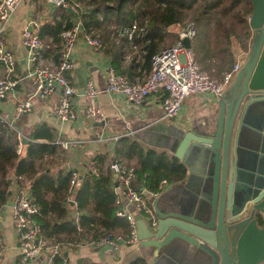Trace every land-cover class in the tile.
I'll list each match as a JSON object with an SVG mask.
<instances>
[{
	"label": "trees",
	"instance_id": "16d2710c",
	"mask_svg": "<svg viewBox=\"0 0 264 264\" xmlns=\"http://www.w3.org/2000/svg\"><path fill=\"white\" fill-rule=\"evenodd\" d=\"M251 9L250 0H70L68 6H56L37 34L43 42L42 57L58 63L62 33L79 22L81 34L98 33V49L109 57L110 66L134 81L150 70L153 54L178 39L177 31L169 26L190 20L195 27L191 39L195 59L202 70L220 79L234 63L233 41L244 47L248 44ZM133 26L129 35L127 29ZM20 140L24 141L18 150ZM68 157V148L46 123L36 124L29 136L21 138L0 116V207L28 187L39 207L33 216L39 234L48 246H58L53 264H69L67 251L78 244L106 235H130L126 217L116 213L119 193L110 167L113 160L133 166L130 184L144 193H156L162 179L179 181L187 172L178 157L144 147L127 135L116 140L113 156L104 151L92 157L97 174L66 165ZM74 172L75 188L70 183Z\"/></svg>",
	"mask_w": 264,
	"mask_h": 264
},
{
	"label": "crops",
	"instance_id": "0c3cea01",
	"mask_svg": "<svg viewBox=\"0 0 264 264\" xmlns=\"http://www.w3.org/2000/svg\"><path fill=\"white\" fill-rule=\"evenodd\" d=\"M56 6L47 0H20L7 22L5 41L17 59L16 71L21 79L16 92L0 98V116L18 132L21 138L29 136L36 124L46 123L54 129L58 140H68L69 157L65 164L83 172L92 157L107 151L114 155L116 140L130 136L144 147L164 150L178 157L186 165L183 179L168 182L156 192L145 193L154 213L178 212L188 216H201L204 207L210 206L213 188L211 152L205 145L195 144L179 151L183 137L188 133L207 137L216 128L220 98L210 93L187 95L179 113L173 118L163 114L164 91L159 89L140 103L128 100L123 94L106 90V71L109 57L100 49L87 45L80 36L72 45L70 58L73 65L66 72L69 82L77 89L75 116L67 120L58 119L53 113L57 94L46 98L32 96V108L26 112L16 110V102L27 98L32 92V81L27 72L30 68L28 49L22 43L25 27L37 32L41 22L52 15ZM181 24L169 29L177 31ZM251 36V28H250ZM246 47L236 40L232 43L234 61ZM128 59V58H127ZM3 66L0 64V75ZM145 74V73H144ZM135 76L133 79H140ZM90 78L99 94L98 100L104 117L92 121L85 114L84 83ZM257 98V99H256ZM240 125L235 133V164L237 184L261 188L264 186V99L252 96L242 108ZM22 141V140H21ZM22 148V142H21ZM64 164V163H63ZM28 188V187H26ZM12 199V198H11ZM13 205L0 207V236L4 240V251L0 264H19L22 249L19 232L12 220ZM129 209H133L128 204ZM137 243H120L114 250L107 245L78 244L67 251L69 264H210L211 257L204 249L181 239H174L158 247ZM50 248L43 249L27 264H51Z\"/></svg>",
	"mask_w": 264,
	"mask_h": 264
},
{
	"label": "built area",
	"instance_id": "2783aa9c",
	"mask_svg": "<svg viewBox=\"0 0 264 264\" xmlns=\"http://www.w3.org/2000/svg\"><path fill=\"white\" fill-rule=\"evenodd\" d=\"M20 0H0V64L3 72L0 75V98H5L16 92L20 82V75L16 71L17 59L8 48L5 41L7 22L14 13ZM54 6H68L70 0H47ZM133 26L127 29L131 35ZM80 33V34H79ZM178 39L167 48L153 54L151 68L139 80L128 79L125 75L118 73L112 66L106 71V90L123 94L128 100L140 103L148 95L162 89L166 93L162 99L163 114L166 118L175 117L183 104L184 98L194 93H210L221 98L225 87L231 82L239 66L237 60L220 79L210 76L201 69L195 59L191 47H186L183 39L188 37L191 41L195 35L194 23L186 20L177 30ZM82 37L84 42L98 48L101 46L98 33L90 31L81 34L79 22H76L70 29L62 33L63 45L60 60L58 63L42 57L43 42L33 29L25 27L22 31V43L28 49V61L30 68L27 74L32 81V92L25 99L16 102V110L20 113L29 111L32 108V96L46 98L57 94V101L53 107L54 115L60 120H67L75 116V95L76 87L69 82L66 72L71 68L73 62L70 58V50L75 41ZM85 114L92 121L99 122L103 119L104 113L98 100L99 91L94 81L88 78L84 83ZM21 140L17 149H21ZM64 148H68L70 141L59 139ZM114 177L118 182L117 192L119 193L116 203L119 207L116 210L118 215L126 217L130 226V235L124 237H105L89 242L93 245H107L114 250L119 249L120 243L132 244L139 241L136 229V216L141 215L149 227L157 225V215L151 208V203L145 196L143 190L135 189L130 181L134 177L132 165H127L120 160H113L110 164ZM87 168L94 174L98 173L95 162L90 159ZM71 187L78 184L77 173L74 172L71 178ZM167 182L162 179L160 188ZM147 193V192H146ZM152 193V192H151ZM12 220L19 232L20 246L22 253L19 264H27L43 249L50 248L51 264L52 256L58 246H48L46 241L39 234V226L34 220L38 213V205L30 198L28 188L20 189L13 197ZM128 204L133 209L128 208ZM4 251V240L0 236V257ZM258 264H264V261Z\"/></svg>",
	"mask_w": 264,
	"mask_h": 264
},
{
	"label": "water",
	"instance_id": "95a60500",
	"mask_svg": "<svg viewBox=\"0 0 264 264\" xmlns=\"http://www.w3.org/2000/svg\"><path fill=\"white\" fill-rule=\"evenodd\" d=\"M250 1L249 46L238 56L239 68L220 98L216 128L207 137L186 134L176 154L181 157L184 147L195 144L207 146L212 153L210 206L204 207L198 217L156 210L154 228L137 215V236L144 245L158 247L178 238L204 249L211 257L210 264L264 261V186L252 188L237 184L235 164V133L242 108L252 96L260 95L264 99V0ZM183 43L191 47L188 37ZM7 204L13 205L14 200H8Z\"/></svg>",
	"mask_w": 264,
	"mask_h": 264
}]
</instances>
